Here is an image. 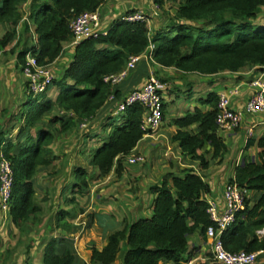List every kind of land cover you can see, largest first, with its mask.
Listing matches in <instances>:
<instances>
[{
	"label": "trees",
	"instance_id": "trees-1",
	"mask_svg": "<svg viewBox=\"0 0 264 264\" xmlns=\"http://www.w3.org/2000/svg\"><path fill=\"white\" fill-rule=\"evenodd\" d=\"M104 1L0 0V27L4 28L0 53L17 38L25 3L30 5L28 18L35 26L37 44L25 47L18 58L24 64L26 54L32 51L40 65L48 66L73 41L72 20L85 11L96 10ZM153 2L162 5L164 0ZM263 12L264 0H185L179 5L175 19L153 34L147 21H127L120 17L106 34L76 44L63 74L46 91L30 93L25 122L15 142L8 141L0 127V151L11 160L14 171L10 208L13 224L22 227L41 210L35 202L34 175L38 166H49L56 159L49 154L55 133L87 123L107 106H115V101L109 100L112 93L116 99L123 96L119 85L107 83L106 76L121 70L131 56L145 52L151 55V62L184 73L216 75L253 66H259L256 71L264 70ZM25 26L29 30L28 21ZM151 45L154 47L150 50ZM162 80L167 83L168 78ZM218 99L219 93L211 90L205 98L198 99V106L172 120L177 127L173 142L183 153L198 160L201 167L209 164L206 155L209 151L201 152L206 144L212 147L214 159L223 158L228 149L216 122ZM166 106L164 101V114ZM54 111L57 113L46 122V117ZM143 115L144 108L132 104L119 115L107 114L102 126L107 133L105 138L101 139L100 133L89 134V138L101 139L99 145L89 148L87 157L99 176L109 174L114 168L118 174L123 172L127 156L145 134ZM193 125L195 129H191ZM257 146L260 148L257 159H247L238 165L235 177L230 180L258 194L254 201L247 198L246 207L235 223L221 234L224 247L231 252L264 250V236L258 233L264 228V132ZM73 178L71 201L76 203L77 193L89 191L90 174L85 168L75 166ZM151 192L156 194L152 215L110 233L102 249L93 246L91 264H114L125 242L124 264H189L194 256L190 236L198 229L206 236L208 226L217 227L208 213L206 195L210 186L190 168L180 175L168 173L160 183L152 185ZM66 213L57 214L56 228L70 233L72 224L66 220ZM2 247L0 242V251ZM76 260L71 240L59 236L51 237L45 244L41 264H75ZM26 264L35 263L26 261ZM193 264L215 262L209 253L207 261L195 260Z\"/></svg>",
	"mask_w": 264,
	"mask_h": 264
},
{
	"label": "crops",
	"instance_id": "crops-1",
	"mask_svg": "<svg viewBox=\"0 0 264 264\" xmlns=\"http://www.w3.org/2000/svg\"><path fill=\"white\" fill-rule=\"evenodd\" d=\"M184 1L164 0V3L157 7L153 0H105L100 6L103 30L108 31L114 20L122 18L128 12L142 11L148 16L147 23L150 33L153 34L158 29L166 28L175 19L178 7ZM29 9V2L25 3L17 38L0 53V127L7 140L14 142L25 122L24 107L30 99L27 81L22 71L23 64L18 54L25 47L37 44L35 26L28 18ZM26 21L29 24L27 31ZM3 32L4 28L0 27V35ZM19 39L20 45L16 47ZM73 51L74 46L71 43L66 44L61 55L48 65L56 72H54L56 77L63 74L72 59ZM258 68L259 66H253L237 72L225 71L216 75H200L184 73L174 67L161 66L141 54L137 67L131 70L128 77L118 86L122 95L142 86L151 73L168 78L167 83L170 87L164 94V100L168 104L163 124L155 133L144 135L130 153L143 154L146 157L145 163L124 162V170L121 174H118L114 168L105 176H99L97 169L89 164L87 158L89 147H86V144L98 142L106 137L104 134L101 139L89 138V134H102V126L106 122L104 120L108 113H112L114 106L111 108L107 106L95 118L88 121L86 127L79 124L68 131L56 132L55 140L49 146V154L56 156V159L49 166H38L34 175L35 202L41 210L21 227L13 224L10 211L6 212L0 208V242L3 246L0 251V264H6L7 261L12 260V257L20 264H26V261L41 264L42 259L40 263L35 262L34 249L43 257V249L47 241L51 237L59 236L71 240V245L77 254L75 264H91L93 246L102 249L107 244L110 233L124 228L139 218L152 215L156 194L151 192V187L160 183L168 173L180 175L184 169L193 168L210 186V192L206 195L207 200L215 201L223 207V189L225 184L235 177L236 167L244 164L247 159L253 161L257 159L260 151L257 140L264 132V113L246 116L244 123L233 131H220L228 146L223 158H212V147L206 144L201 152L209 151L206 154L209 159L207 167H201L198 160L183 153L173 142L172 136L177 127L173 125L172 120L184 116L187 111L198 106V99L205 98L209 91L220 93L226 87L236 84L240 85L241 92L233 100V106L241 108L252 92L247 76H251ZM217 86L221 89H217ZM193 92L197 98L189 102ZM176 93H184L187 96L181 101L179 107L181 109H177L180 102H176V98L172 97ZM173 101L175 103H172ZM254 123L256 124L254 134L249 136L248 127ZM55 127H58V124L54 125V129ZM195 128L196 125L191 126V129ZM73 134H76L75 138L69 139ZM251 140L252 143L249 145ZM75 166L83 167L89 172L90 188L89 191L77 193V202L73 203L71 198L74 196L72 186ZM257 196V193L248 191V197L253 201ZM60 211L67 212L65 218L72 224L70 233L56 228V217ZM45 220L48 228L44 231L45 235L40 236V240H33V246L28 245L25 251H17L18 254L12 251L22 242L29 225L34 223L41 225ZM189 223L192 224V220ZM20 230L23 232L21 233ZM212 245V240L204 236L200 229L195 231L190 236V248L194 256L189 264H193L195 260L207 261L209 253H212ZM126 248L125 242L114 264H124ZM260 261L264 264V253L260 256ZM15 263L16 261L12 264Z\"/></svg>",
	"mask_w": 264,
	"mask_h": 264
},
{
	"label": "built area",
	"instance_id": "built-area-1",
	"mask_svg": "<svg viewBox=\"0 0 264 264\" xmlns=\"http://www.w3.org/2000/svg\"><path fill=\"white\" fill-rule=\"evenodd\" d=\"M156 5L159 7V4ZM122 19L148 22V16L142 11L127 13ZM70 27L74 34V39L71 42L73 46L83 39L97 37L107 32L103 30L100 7L94 11H85L77 15L72 20ZM153 47L151 45L150 50ZM143 54L151 60V55L148 52ZM140 58L141 55L131 56L121 70L106 76L105 81L113 86L120 85L128 77L130 71L136 68ZM22 71L27 81L28 92L33 95L46 91L56 78L55 73L49 66L38 63L37 57L32 51L26 54ZM247 79L252 92L241 108L233 106V100L241 92L240 85L226 87L219 93L216 116L219 131H233L244 123L246 116H256L264 113V70L254 71ZM167 87L168 83L155 73H151L142 86L130 90L120 99H116L114 93H112L109 97V100L115 101L112 112L114 115H119L125 112L130 105L140 104L144 108L142 119L144 135L155 133L164 121L163 105ZM82 126L86 127L87 123H83ZM255 128V123L248 127L249 136L254 134ZM145 161L146 157L141 153H132L126 158V163L129 164H143ZM13 184L12 162L5 157L3 152H0V208L6 212L10 211L12 204ZM247 198V189L241 187L235 181H229L225 184L222 193L223 207H220L215 201H208V213L211 220L217 224V227L210 225L206 229V236L213 243L212 259L215 264H262L260 256L264 253V250L231 252L224 247L221 240L223 230L235 223L239 213L245 209ZM258 233L264 235V228L259 230Z\"/></svg>",
	"mask_w": 264,
	"mask_h": 264
},
{
	"label": "rangeland",
	"instance_id": "rangeland-1",
	"mask_svg": "<svg viewBox=\"0 0 264 264\" xmlns=\"http://www.w3.org/2000/svg\"><path fill=\"white\" fill-rule=\"evenodd\" d=\"M263 17H264V12H263ZM263 17H262V20H263ZM53 72H55L54 70H53ZM56 73V72H55ZM161 79H163V77L162 76H159ZM247 77H249V76H247ZM221 89V87H219V86H217V89ZM180 90H181V88H180ZM179 92H181V91H179ZM53 95H55V91H52L51 92ZM177 94V93H176ZM175 94V95H176ZM172 96V97H175L176 98V102H180V104L177 106V109L181 106V101H183L185 98H187V96H185V94L184 93H180V94H177L176 96ZM195 98H197V95L193 92V94H192V96H191V98H189V102H193V100H195ZM169 100V99H168ZM169 102V101H168ZM172 103H175L174 101L172 102ZM168 104V103H167ZM25 110H27V108H28V106L27 105H25ZM179 109H181V108H179ZM57 112L55 111V112H53V113H51L48 117H46V122L48 121V119H50V117L53 115V114H56ZM169 114H171V115H174V113H169ZM258 117H260V116H258ZM89 127H90V125H89ZM76 130V129H75ZM85 130V129H84ZM74 131V130H73ZM104 132V133H103ZM102 132V134L101 135H104V134H107L105 131H103ZM81 134H83V131L81 132ZM75 135L76 134H73V135H71L70 137H69V139H71V137L72 138H75ZM83 136H85V133H84V135ZM101 143V140H98V142L96 143V142H94V143H92V142H90V143H87L86 144V147H94V146H97V145H99ZM81 147V146H80ZM89 148H88V150L87 151H89ZM41 223V222H40ZM44 224H46V220L41 224V225H38V224H36V223H34V224H32V225H29V228L27 229V231L28 232H25V234H24V238L22 239V242H20L19 244H17L16 246H15V248H13L12 249V251H14V252H16L17 253V251H21V252H23V251H25V249H26V247L28 246V245H30V246H33V240H36V239H38V240H40V236H43V235H45V232L44 231H46L47 230V224L46 225H44ZM44 225V226H43ZM21 231V233L23 232L22 230H20ZM19 231V232H20ZM12 246H13V244H12ZM36 252V249H34V253H33V255L36 257V263H40L39 261H41V259H42V257H41V255L39 254V253H35ZM18 254V253H17ZM15 260V259H14ZM13 260V257H12V260H9V261H7L6 262V264H12V263H14L15 261H16V263L17 264H20L19 262H18V260L16 259L15 261ZM15 263V264H16Z\"/></svg>",
	"mask_w": 264,
	"mask_h": 264
}]
</instances>
